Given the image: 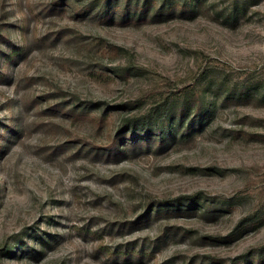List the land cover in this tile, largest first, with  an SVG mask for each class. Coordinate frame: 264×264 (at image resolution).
Masks as SVG:
<instances>
[{
    "label": "rangeland",
    "instance_id": "374dc122",
    "mask_svg": "<svg viewBox=\"0 0 264 264\" xmlns=\"http://www.w3.org/2000/svg\"><path fill=\"white\" fill-rule=\"evenodd\" d=\"M66 1L92 0H0V264H264V0L232 26ZM187 86L208 109L190 135L110 146Z\"/></svg>",
    "mask_w": 264,
    "mask_h": 264
},
{
    "label": "trees",
    "instance_id": "16d2710c",
    "mask_svg": "<svg viewBox=\"0 0 264 264\" xmlns=\"http://www.w3.org/2000/svg\"><path fill=\"white\" fill-rule=\"evenodd\" d=\"M68 2L66 6L70 7L73 13L77 15L86 16L88 13H98L109 19L119 15L123 18L122 20H125L124 22L137 23L156 21L163 17L168 18L175 15L201 14L210 17L213 16L212 12H214V15L217 16L215 18H223L225 24L232 26L244 16L245 11L243 0H232L224 7H219L214 3L210 4V0H92L84 6ZM100 43L103 51L105 47L108 53L118 50L113 44H104V41H100ZM171 102L168 96L160 97L155 107L148 109L143 120L138 118L127 119L110 146L114 144L129 146V144L138 143L163 145L169 140L181 139L190 135L192 130L200 127L208 116L206 102L196 87H185L179 91L176 100ZM83 104L89 110L101 106V103L93 101H87ZM135 106L138 107L139 103L128 102L120 105V108ZM135 140L139 141L136 142ZM193 202L194 200L191 198L156 202L155 211H158L161 205L186 211V208L188 210V206L192 205ZM145 216H148V213ZM240 264H246V262Z\"/></svg>",
    "mask_w": 264,
    "mask_h": 264
}]
</instances>
